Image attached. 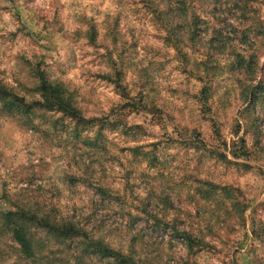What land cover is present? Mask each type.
<instances>
[{"label": "rangeland", "instance_id": "374dc122", "mask_svg": "<svg viewBox=\"0 0 264 264\" xmlns=\"http://www.w3.org/2000/svg\"><path fill=\"white\" fill-rule=\"evenodd\" d=\"M154 2L0 0V86L22 99L0 100V264H29L1 229L24 207L84 229L61 246L36 231L53 264H114L80 257L86 240L138 264H264V98L248 94L264 88L261 5L222 16L231 0H197V19ZM39 70L101 134L25 109Z\"/></svg>", "mask_w": 264, "mask_h": 264}, {"label": "trees", "instance_id": "16d2710c", "mask_svg": "<svg viewBox=\"0 0 264 264\" xmlns=\"http://www.w3.org/2000/svg\"><path fill=\"white\" fill-rule=\"evenodd\" d=\"M143 1L148 5L153 6L155 4V0ZM194 1L197 2V0ZM194 1L169 0V2L171 3L169 5V9L171 13L174 12L176 16H190V10H192L191 16H196L198 19V16L200 15L194 9V5L196 3ZM255 3L261 5V11L259 12L262 16H264V0H262L261 2H259L258 0H231V2L227 3V5H229L225 6V8H228V12H224L222 16H229L232 13L237 14L239 11H243V9L249 10L250 4ZM173 6H175L176 8H173ZM223 7L224 6H222V8ZM158 15L159 14H157V16ZM194 28L195 30L197 29L196 24ZM221 29L222 28H220L216 32V34L221 33ZM195 30L193 31V33L195 32L196 34ZM195 34L193 35L195 36ZM37 78L40 82L39 92L41 94L42 101L36 102L35 104H33V106H26L25 109L27 111L35 107H39L45 109L46 111L62 113L66 117L71 118L73 121H75L76 130L80 129L82 131H85L89 128H94L98 125L97 122L99 121L101 128L98 131V135L101 134V130L104 129L103 121L94 118H86L83 115L81 109L76 104L72 94L69 92V90H67L63 83L50 80L47 76V73L42 70L38 71ZM248 94L249 96H251V98H253V102L261 101L264 98V88L253 86L248 91ZM9 99H13L17 104H22L21 98L14 95L13 97H11L8 91L3 86H0V100L4 103H7ZM18 109L20 111H23L24 107H18ZM1 219V229L7 230L11 235L14 243L18 246L19 258L26 262L28 261L29 264H53L50 261L45 262V257L38 256L36 248L38 244H36L35 238L36 231H42L46 235L51 236L52 243L58 246L64 245L66 243L72 244L76 241H78V243H81V238L87 239V235L83 231L84 229L80 228L77 223L67 218L54 216L50 212L38 210L37 208H18L17 210L1 214ZM177 233L181 236L188 249L193 252L195 247L197 246V238L186 231L181 233L177 230ZM86 241L87 243L81 244L83 247L78 250L80 257L87 255L91 260L92 256H95L104 261L113 262L114 264H138L133 256H126L121 252L110 248L108 245H105L104 241L102 240H95L93 242L92 240Z\"/></svg>", "mask_w": 264, "mask_h": 264}]
</instances>
